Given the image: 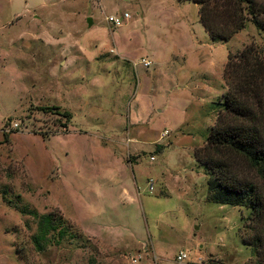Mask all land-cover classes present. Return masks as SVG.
<instances>
[{"label": "rangeland", "instance_id": "374dc122", "mask_svg": "<svg viewBox=\"0 0 264 264\" xmlns=\"http://www.w3.org/2000/svg\"><path fill=\"white\" fill-rule=\"evenodd\" d=\"M251 46L192 1L0 0V264H264V218L210 202L195 156Z\"/></svg>", "mask_w": 264, "mask_h": 264}, {"label": "trees", "instance_id": "16d2710c", "mask_svg": "<svg viewBox=\"0 0 264 264\" xmlns=\"http://www.w3.org/2000/svg\"><path fill=\"white\" fill-rule=\"evenodd\" d=\"M179 1L198 5L200 22L214 43L229 42L249 21L264 33V0ZM224 78L228 92L223 108L205 146L195 156L208 176L210 202L248 208L255 219L263 220L264 57L253 46L245 48L239 56L230 57ZM62 117L72 120L68 111ZM63 127L68 133V125ZM244 242L255 247L256 257L264 260L261 236ZM246 264L260 263L249 260Z\"/></svg>", "mask_w": 264, "mask_h": 264}, {"label": "built area", "instance_id": "2783aa9c", "mask_svg": "<svg viewBox=\"0 0 264 264\" xmlns=\"http://www.w3.org/2000/svg\"><path fill=\"white\" fill-rule=\"evenodd\" d=\"M129 18H130V15H129L128 13H125L123 17L117 16V15H110V16H108V17L106 18V20H107L109 26H110L112 29L116 30V29H119V28L123 27L124 24H125V21H126L127 19H129ZM142 64H143L145 67L148 68V67H150V66L152 65V62L149 61V60L143 59V60H142ZM164 134H165V135H168L169 132L166 131ZM151 160L154 161V160H155V157L152 156V157H151ZM149 186H150V190H151V191L154 190V180H153V179H150V180H149ZM188 258H189V255H188L186 252L181 251V252L178 254V256H177V261H178L179 263H183V262H185Z\"/></svg>", "mask_w": 264, "mask_h": 264}, {"label": "water", "instance_id": "95a60500", "mask_svg": "<svg viewBox=\"0 0 264 264\" xmlns=\"http://www.w3.org/2000/svg\"><path fill=\"white\" fill-rule=\"evenodd\" d=\"M88 23H89V25H91L92 24V19L90 18V19H88Z\"/></svg>", "mask_w": 264, "mask_h": 264}]
</instances>
